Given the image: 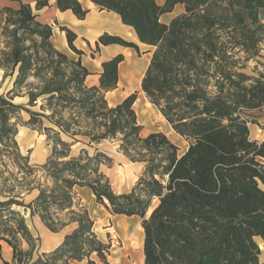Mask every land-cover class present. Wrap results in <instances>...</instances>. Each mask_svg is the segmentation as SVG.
Wrapping results in <instances>:
<instances>
[{"label": "trees", "instance_id": "16d2710c", "mask_svg": "<svg viewBox=\"0 0 264 264\" xmlns=\"http://www.w3.org/2000/svg\"><path fill=\"white\" fill-rule=\"evenodd\" d=\"M8 1L16 6H0V70L3 78L15 77L9 100L0 98V160H7L0 163V253L4 242L12 262L3 264H71L84 258L94 264L92 254L108 264V246L97 239L77 188L88 189L113 215L141 218L143 264H264L255 241L264 245V140H252L248 126L249 112L264 107V73L244 71L264 40V0H165L163 6L155 0H90L117 14L150 48L140 88L187 141L181 155L165 134L141 135L135 94L109 105L105 95L117 88L121 54L101 63L98 86H87L90 73L73 45L76 35L62 29L77 56L72 58L53 46L52 27L36 19L35 10L48 1L37 0L35 9ZM177 4L184 13L162 23L160 16ZM56 6L78 19L87 14L77 0H56ZM98 43L139 52L118 36L103 34ZM19 96L30 107L41 101L29 125L41 119L51 125L43 130L53 134V155L40 166L29 164L15 140L13 120L22 108L11 100ZM62 136L89 148L116 142L118 152L143 164V172L129 193L116 194L101 170L111 159L85 148L71 155V143ZM16 207L38 216L50 232L74 228L57 249L33 259L34 238Z\"/></svg>", "mask_w": 264, "mask_h": 264}, {"label": "rangeland", "instance_id": "374dc122", "mask_svg": "<svg viewBox=\"0 0 264 264\" xmlns=\"http://www.w3.org/2000/svg\"><path fill=\"white\" fill-rule=\"evenodd\" d=\"M260 17L264 23V10L260 12ZM138 47L139 52L134 54L133 60L137 63L142 62L147 68L151 57V53L149 52L150 48L143 45ZM68 54L71 53L68 52ZM72 56L74 55L72 54ZM89 56H92V54L89 53ZM90 58L91 57H88L87 59H84V61L86 60L89 64V68L92 67V74H94L97 71L96 64L90 61ZM136 69H139V67ZM244 71L252 76H257V72L264 73V40L260 45L258 56L247 62V68ZM14 77L15 76H9L3 78V71L0 70V98L9 100L8 98L11 96L9 91L13 88ZM120 79L122 84H117L115 90L110 91L109 93L107 92L105 95L109 105L115 106L129 95L135 94L136 99L134 102L135 104H133V109L137 116V122L141 126V135L144 137L152 132H161L165 134L174 145H176L178 148V155L185 152L188 145L187 141L177 135L174 131L170 132L172 129L170 125L141 91V81L139 84H136L137 82L134 78V83L124 81L122 78H119L118 80ZM87 84H92V79L88 81ZM21 93H25V89L21 91ZM11 103L22 108L18 114V118L13 120L16 123L18 130L15 140L20 153L24 157H28L31 166L45 164L52 158L54 143L53 134H48L43 129L51 127V125L46 119H41V123L33 126L28 124V120L32 113L41 112L39 110V105H41L40 99L37 101L36 107L28 106L26 97L20 96L14 97L13 100H11ZM44 114L48 115L49 112H45ZM62 138L68 143H71V155H77L82 148H85L91 155L97 150L111 159V164L109 166L102 165L101 170L108 177L110 185L116 194L129 193L143 172V164L132 162L125 155L118 152L116 142L104 141L89 148L85 147L81 142L72 141L65 136H62ZM3 160L4 162L7 161L5 158H3ZM3 160H0V163H2ZM76 192L80 205L87 209L89 216L93 221V231L97 239L104 245L108 246V251L105 253L107 263L143 264L144 232L141 226V218L137 216L126 217L123 215H113L103 205L95 201L94 196L88 189L77 188ZM35 195L36 192H33L31 195H25L23 202L29 203ZM157 203V200H154L150 209L152 210ZM15 209L23 215L29 231L34 238L33 259H37L44 253L48 254L57 249L62 244L65 235L69 234L74 228V225H69L59 232L53 233L41 223L38 216H31L30 212L25 211L22 207H16ZM151 210L148 211L149 213H147V216H149ZM42 225L47 234L41 230L43 228ZM255 241L257 243V239H255ZM53 243H56V245H53ZM21 249L24 251L29 249L28 244L25 241H22ZM259 249V261L260 263H264V249H261L260 246ZM90 260L93 261L94 264H103L95 254L90 256ZM70 263L88 264V259L84 258L80 261H70Z\"/></svg>", "mask_w": 264, "mask_h": 264}, {"label": "crops", "instance_id": "0c3cea01", "mask_svg": "<svg viewBox=\"0 0 264 264\" xmlns=\"http://www.w3.org/2000/svg\"><path fill=\"white\" fill-rule=\"evenodd\" d=\"M24 4H29L35 9L37 0H21ZM48 6L43 7L40 10H35L37 14V21L41 24H46L52 27L53 35L51 42L53 46L67 54L69 57L76 58L77 56L70 50L65 32L63 28L70 30L76 35L73 45L76 49L83 52L81 55V62L87 68L90 75L86 78V84L92 79V84L87 86H98L99 74L101 72V63L107 61L116 55L121 54L124 57L123 62L119 65V78L130 83L137 82L139 84L146 68V65L142 62H135L133 56L137 53L133 48L123 47L120 45H107L104 46L98 43V39L103 34L112 36H118L127 42H132L137 46L143 45L139 43L134 30L124 25L119 16L113 12L100 10L90 0H77L84 10H87V14L84 19H78L70 10L60 11L56 6V0H47ZM159 6H163L165 0H155ZM16 6L8 0H0V6ZM184 13V6L177 4L174 6L171 12L164 13L160 16V21L164 24H168L173 18ZM145 46V45H143ZM147 47V46H146ZM70 52L71 54H68ZM89 53L92 56H89ZM72 54L74 56H72ZM94 55V56H93ZM90 58V61L96 64V73L92 74L89 64L84 59ZM139 67V69H136ZM134 78V80H133ZM129 83V84H130ZM121 79L118 80V85H121ZM135 84V85H136ZM132 85V84H130ZM109 93V92H108ZM135 104V103H134ZM249 134L252 140L263 141L264 140V107L261 109L252 110L249 112ZM170 132H173L172 129ZM262 190L264 185L260 184ZM42 231L47 232L42 225ZM46 237V235H45ZM56 245V243H53ZM133 246V243H132ZM3 261L12 262V250L4 242H1L0 264Z\"/></svg>", "mask_w": 264, "mask_h": 264}, {"label": "bare ground", "instance_id": "6f19581e", "mask_svg": "<svg viewBox=\"0 0 264 264\" xmlns=\"http://www.w3.org/2000/svg\"><path fill=\"white\" fill-rule=\"evenodd\" d=\"M257 243L259 244L261 249H264V246L262 244V241L260 239L257 238Z\"/></svg>", "mask_w": 264, "mask_h": 264}, {"label": "water", "instance_id": "95a60500", "mask_svg": "<svg viewBox=\"0 0 264 264\" xmlns=\"http://www.w3.org/2000/svg\"><path fill=\"white\" fill-rule=\"evenodd\" d=\"M264 246V245H263Z\"/></svg>", "mask_w": 264, "mask_h": 264}]
</instances>
